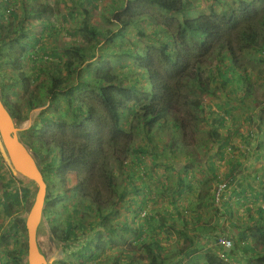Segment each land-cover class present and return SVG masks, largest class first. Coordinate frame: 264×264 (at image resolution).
Segmentation results:
<instances>
[{"label": "trees", "instance_id": "obj_1", "mask_svg": "<svg viewBox=\"0 0 264 264\" xmlns=\"http://www.w3.org/2000/svg\"><path fill=\"white\" fill-rule=\"evenodd\" d=\"M84 1L90 5L93 4L90 0ZM139 1L155 6L166 14L182 16L181 20L174 25L173 31L168 32V35L166 34L168 40L161 44L160 54L162 55V63H164L167 71V78L152 67L149 55L143 56L135 52L129 53L135 59H140L142 64H145L142 69L143 72L139 75V80L145 81L146 84L144 85H141L139 80L124 84V77L114 74L112 66L109 65L110 63L100 62L98 64L96 62L98 68L95 71H90L86 77H83V72H78L75 84L62 97V101L67 107L65 111L71 115L69 123L56 120L52 115L42 112V115H39L38 123L32 126V130L41 127L42 133L48 134L47 139L36 138L25 142L37 156V161L39 160L42 164L41 173L45 183L48 184L55 175L64 184H68L72 175L83 177L69 189L74 191L73 196H78L81 201L78 204H75V202L70 204V209L66 210V217L61 219L63 227H59V234H55L56 239L62 244L64 253L67 250L70 251L73 255L72 257L78 258L81 264H125V259L127 264H140L131 255L115 256L108 254L115 247L116 242L119 240L125 242L123 239L125 231L131 235L130 243H127L128 246L130 245L131 248L137 247L138 249L143 248L142 251L150 257L147 263L144 264H165L166 261L160 252L163 247L157 237L159 233L156 232V227L158 226V230L163 229L166 218L163 217L162 213H159L160 208L153 211L157 214L155 217L147 216L145 219L140 220L138 216L139 210H141L139 207L144 206L148 199L145 193L148 188L142 184L143 177L147 178L144 157H153L151 158V161L153 160L151 163L154 162L156 164L158 157H167L170 151L177 155L176 150L179 147L187 148L186 146L189 144L184 143L183 124L177 122H173V125L167 127L169 140L157 152L151 151L148 147H133L131 143L133 142L134 131L138 133V128L139 126L141 128V125L147 127L148 130L160 129L169 124L170 114L171 117L175 118V108L180 100V89L175 88L171 84L170 77L177 76L175 84H179L181 78L185 76L184 74L190 67L197 69L194 74L190 75V79L194 83L193 87L195 86L197 90L204 91L209 95H215L211 89H203L206 84L200 79L201 57L216 55L215 59L218 63L216 73L220 78L215 79L212 76L210 78L211 82L221 87L228 84L240 85L239 88L249 94H251L249 90L252 88L251 76L247 72L246 66L238 63V57L241 58L244 53L246 55L252 52L255 53L256 59L254 60L257 62L259 74L262 73L261 68L264 65V0H236L238 1L236 7L226 6L217 17L205 14L192 16L191 0H124L119 13L113 15L112 21L116 29L124 31L128 27L137 25L138 19L142 15L132 12L135 10V4ZM3 6L6 9L8 8L5 3ZM49 11V6L47 5L40 6L39 11H37V5H33L30 9L24 10L25 17L23 20L25 21L29 17L42 19ZM84 12L87 16L81 20L83 32L96 42L100 41V38L105 41L107 36L102 35L94 25L89 23L87 19L89 11L85 9ZM9 14L11 18L16 17L11 11ZM1 16L3 15L1 14ZM19 27V33L17 34L16 30L2 33L4 26H0V91L3 101L8 106L16 122H21L23 119L19 117L18 112L15 110L16 103L12 100H7V92L16 94L15 85H17V80L12 77H5L3 66L10 65L13 70L20 71L24 60L28 59L33 62V60H36L34 57L35 53L46 50L44 46H41L42 38L33 37L30 45L22 42V38H26L25 27L24 25ZM47 28L50 29L48 30L49 32H52L53 27L50 23ZM46 29H43V31H47ZM113 30L110 29L109 33L112 34ZM164 31H168V28L165 25L159 26L158 31H155L154 35L162 34ZM13 44L18 47L15 55H12ZM5 46L9 47L7 53L2 52ZM28 52L32 53V55H29ZM41 58L48 59V57L44 56ZM224 60H227L226 64H224ZM90 64L85 65V69L92 66ZM32 68L33 72L34 69H37L34 62L32 63ZM42 73V69L39 70V73L34 72L33 82H37ZM212 74L213 71H211L210 75ZM20 75L18 81L21 82L19 83L23 84L27 80L29 82L30 74L24 72V74L20 73ZM129 79V77L126 78V80ZM64 80L66 79L60 76L49 75L45 82H41L36 87L35 92L29 93L25 108L34 109L39 107L47 98L49 100L48 107L50 105L53 106L58 99L59 93H56V91H59L61 85L65 84ZM77 92L78 94L74 95ZM83 92H87L86 98L90 97L98 103L96 107L90 104L84 105L83 99H81ZM129 104H132L131 108L128 107ZM191 105L198 109H203L199 102H192ZM256 109L257 107H255L254 112L257 115L264 112L263 109L258 108V111ZM127 114L131 115L137 122L132 132H127L124 129L123 123L127 118ZM212 116L213 126L210 130V136L214 139V149H216L217 144L219 146L217 145V150L214 153L211 152L209 147L205 148L210 160L211 158H219L218 161L221 160L225 164L227 163L230 165V170H233L231 169L232 162L239 154L242 155V163L247 160L253 163L261 159L260 155L263 150L258 142V131L262 130L264 132V125H262L264 122L262 120L259 124L257 123L256 129L258 131L248 127L247 134L241 132L240 136H242L244 141L243 146L239 147L232 143L230 137H220L218 130H216V127H225V117L220 114L215 117L214 113H211ZM119 142H123L121 149H115ZM173 144L176 145L174 149L172 148ZM109 148H112L111 153L107 152ZM114 149L120 150V153H114ZM121 153H123V157L119 155ZM192 154L193 152L191 151L190 155ZM47 155L49 156L48 159L46 158ZM163 160H167L165 162L168 164L169 158H164ZM0 161H2L1 157ZM111 162L118 166V172H121L125 179V188L121 189V191L116 182L117 175L115 172L117 170H113ZM158 162L159 164H164L160 161ZM210 163L212 164V162ZM138 166L142 168V174L136 173ZM94 173L99 174L103 179V184L109 194L115 198L114 201H112V198L104 200L101 192L90 193L89 188L92 181H94ZM212 176L214 180L211 179L210 181L213 180L214 184H216L212 196V203H215V192L218 185L226 184L224 194L234 179L229 178L228 183H226L221 179L222 176L220 174L214 173ZM255 180V188H253L251 196L245 195L244 198L241 197V203L246 205L247 201L251 202L252 200L255 202L261 197L263 206L260 205L254 213L257 212V215L262 219L264 218V187L258 177ZM256 187H261L262 193L255 196ZM21 191V197L17 194L14 197L15 202H12L11 205L4 203L9 199V197L5 196L3 204L7 205L6 209L8 212L15 210V205L20 207L22 203L28 202L31 191L25 187L21 188ZM59 194L61 195L59 196ZM59 194L57 195L59 198L58 202H60L61 196H67L64 192ZM128 195L130 196L127 202L136 207L133 211L134 216L129 217V219L125 214H120L122 210L121 202ZM48 196L51 198V194ZM167 196L164 197L167 198ZM58 198L51 199V201H57ZM153 200L154 198H152L151 202ZM111 202L112 205H109ZM48 203L46 195L43 211H45V206ZM128 203L126 205L123 203V209L128 207ZM105 205H109V207L106 208L104 207ZM248 208L246 207L245 212H248L247 215H251L252 212L250 213ZM47 213H49V216L47 215L49 218L53 217L51 219L53 222H57V220L59 222L60 218H55L54 212L47 209ZM142 213L143 216H146L144 211ZM141 214L140 216L143 217ZM119 215H122L124 223L118 220ZM16 225L15 247L7 252V256L10 258L11 264H24L27 244L25 242V244L23 243L20 246L18 237L22 233L26 235V230L23 220L18 219ZM122 225L128 230L123 228ZM255 231L258 235L253 239V243L246 247L245 252L252 251L254 246L264 247V228H255ZM219 237H226L233 243L232 237L224 236L223 234L216 236L213 239L214 249L207 251L203 256L205 264H232L228 261V257L222 258L219 256L220 249L215 244L216 239ZM192 248V245L183 243L177 246L176 255H184ZM224 255L228 256L230 254L229 252H224ZM247 260L253 264H263L264 256L248 258Z\"/></svg>", "mask_w": 264, "mask_h": 264}, {"label": "rangeland", "instance_id": "obj_2", "mask_svg": "<svg viewBox=\"0 0 264 264\" xmlns=\"http://www.w3.org/2000/svg\"><path fill=\"white\" fill-rule=\"evenodd\" d=\"M90 1L93 2L92 5L87 4L84 0H0V26H4L2 33H7L8 31L14 32V30H16L18 34L20 28L19 26L24 25L26 38H22L21 41L30 45L32 43L33 37L42 38L41 46H44L46 48V50L34 54L36 60H33V62L37 67L36 70L34 69V72L39 73V70H43V73L41 74V77L37 82H33L32 80L34 74L32 70L33 62H30L28 59L22 62L23 65L21 66L20 71L13 70L10 65L3 66L4 76L12 77L17 80V85H15L16 94H10V92L8 91L7 100H12L16 103L15 110L18 112L19 117L23 119L21 122H16V127L17 129H19L18 136L24 143L36 138L47 139L48 134L42 133L41 127L32 130V126L35 123H38L39 115L41 116L42 112H45L47 115H52L56 120H61L65 123H69L71 115L67 114V112L65 111V108L67 107L62 101V97L65 95V92H68L71 89L72 85L75 84L78 72H83V77H86V75L89 74L90 71H95L98 68L97 65L100 62L110 63L109 65L112 66L113 73L119 75L120 77H124V84L133 83L134 81L139 80V75L143 72L142 69L145 66L144 63L142 64L140 59H135L129 54L130 52H135L143 56L149 55L152 61L150 62L152 63V67H154L157 71H159V73L163 74L167 78V71L165 69L164 63H162V55L160 54L161 44L168 40L166 34L168 35V32L173 31L174 25H176V23L181 20L182 16L166 14L163 11L157 9L155 6L147 5L139 1L137 4L133 3L135 4V10L132 12L137 15H142L138 19L137 25L128 27L124 31H119L115 28V24L112 19L114 14L119 13V10L121 9L120 7H122L124 0ZM191 1L192 16L205 14L217 17L222 13V10L225 9L226 6L236 7L238 4V1L236 0ZM4 3L8 5L7 9L6 7L4 8ZM33 5H37V11L40 10V6L47 5L49 6L50 11L45 14L43 16L44 18L42 17V19L29 17L24 21V10L30 9ZM8 9H10V11L14 13L16 17L11 18L10 14L7 12ZM85 9L89 11L87 18L89 23L91 25H94L102 35L104 34L107 36V39L105 41L101 40L100 38V41L96 42L83 32L81 28V20L85 16H87L84 12ZM1 14L3 16H1ZM49 23L53 27V30H51L52 32L48 31L50 29H46ZM162 25H165L166 28H168V31H164L162 34L159 33V35H154V32L158 31V27ZM43 29H46L47 31H43ZM110 29H115L113 30L114 32L112 34L109 33ZM17 48V45L13 44L12 55H15ZM8 49L9 47L5 46L2 52L7 53ZM123 52H125V54H123ZM28 53L29 55H32V53ZM43 56L48 57V59H42L41 57ZM215 58L216 55L214 54L208 57H201V65L199 68V72L201 74L200 79L204 84H206V86H203V89H211L212 91H214L215 95H209L204 91L197 90L195 86L193 87L194 83L193 80L190 79V75L196 72V68H188V70L184 74L185 76L181 78L179 84H175L177 76L170 77L171 84L175 88L180 89V100L175 108V118L171 117L170 114L169 124L160 129L154 128L153 130H148V128L143 127V125H141V128L139 126L138 133L134 131L133 134L134 138L133 142L131 143L133 144V147H148V149H151V151H159V149L163 147V145H165L169 140L167 127L173 125V122H177L179 124H183L184 143L191 146L189 151L193 152V162L194 164H196L198 160L200 161L202 159H205V156L209 155L207 154V149H205L203 145H206L208 147L212 144L213 147L214 139L210 136V130L213 126V116L211 117V113H214L215 117L218 114L224 116L225 127L228 126L229 128L236 126L240 128V131L242 130L244 132L248 127L252 128L253 130H257L256 127L261 122V120L264 122V112L260 115H257L254 112L255 107H257L256 111H258V108L263 109L264 111V65L261 68L262 73L259 74V69L257 70V62H255L254 60L256 59L255 53L252 52L249 55H246V53H244L241 58L238 57V63L246 66L247 72L251 76L250 78L252 81V88L251 90H249L251 93L249 94L241 90L239 88L240 85L236 86L234 84H228L224 87H221L214 82H211L210 78L212 76H214L215 79L220 78V76L216 73L218 63ZM223 62L224 64H226L227 60H224ZM88 64L92 66H90L88 69H85V65ZM211 71H213L212 75H210ZM24 72L30 74V78L29 82L27 80L25 83L21 84L19 83L21 81H18V79H20V73L24 74ZM49 75L60 76L61 78L66 79L64 80L65 84H62L59 88V91H56V93H59L56 103L53 106L50 105L48 107L49 100L47 98L45 102L39 107H36L34 109L25 108V103L29 93L35 92L36 87L40 85L41 82H45L47 78H49ZM127 77H129L130 79L126 80ZM139 82L141 83V85L146 84L145 81L142 82L141 80H139ZM77 94L78 92L74 95ZM81 97V99H83L84 105L90 104L96 107V105L98 104L90 97L86 98L87 92H83ZM192 102L201 103L203 109L201 110L192 106ZM56 106H58V108H56ZM128 107L131 108L132 104H129ZM136 124L137 122L132 118V116L127 114V118L123 123L125 131L132 132ZM262 125H264V123ZM220 129L221 130H219V134L221 137L223 130L222 128ZM254 134L256 135L255 131ZM122 145L123 142H119L117 148L115 149H121ZM174 147H176L175 144H173L172 148L174 149ZM29 149L37 160V156L35 155V153L30 147ZM115 149L113 151L114 153H120V150ZM183 149L184 148L179 147L178 152L183 151ZM107 152L111 153L112 148L107 149ZM122 154L123 153L119 155L123 157ZM168 155L169 156L167 157H158V159L156 160V164L154 162L151 163L153 161H151V158L153 157H144V160L146 162L145 174H147V178L145 176L143 177L142 184H144V186L148 188V190L145 192L148 199L144 206L140 205L141 207H139V209H141L139 210L138 215L140 220L145 219L147 216L155 217L157 214H155L153 211H156L159 208V205L162 208L161 211L169 206L168 200L165 197L160 199L158 198L157 201L153 200L151 202L154 196V193H151V191L155 190V188L157 187L156 184L162 180L161 177H163V180L161 182L167 185V188L163 191V194H165L166 192L170 193V190H172L170 188V181L172 180L173 176H166L164 178L163 175L161 176L159 171V167L163 164H159L158 161L165 164V161L167 160H163L164 158H169L168 161L172 162L176 160L177 155L173 154L172 151H170V154ZM48 157L49 156L47 155L46 158L48 159ZM38 164L40 169L42 170L43 167L39 160ZM111 165L113 170H117L115 172V174L117 175L116 182L118 183V186L120 187L119 189L121 191V189L125 188V179L123 175H121V172H118V166L113 162H111ZM221 168V179L228 183L229 178H231L229 176H225V168H228V165L223 163L221 164ZM166 169L170 170V168ZM137 170L138 171H136V173L143 171L142 168H139V166ZM15 175L14 178L18 180L20 185H23V187L28 185V189L31 191V194L27 203H31V201L33 200L32 185L27 183H25L24 185V182L19 177H17V175ZM94 175V181H92L89 188L90 193L95 194V192L98 191L101 192L104 200L107 198H112V201H114L115 198L111 196L106 190V186L103 184V179L100 177V175L95 173ZM207 176L208 175H205L200 181L202 185L201 192L199 194L200 204L201 206H204V208L207 207L209 209L214 208L215 210H218L223 206L222 203L225 200L224 194H226L227 192H225L223 196L220 197L218 203H212L213 191L215 190L216 184L212 186V181L208 180V178H205ZM81 178L83 177L72 175L69 178L68 184H64L55 175L51 178L48 184L46 183V195L48 197L49 203L45 206V211H43V219L37 231V242L41 252L52 264H81L78 258L72 257L73 255L70 253V251L67 250L64 253L62 244L55 237V234L57 235L60 232L59 227H63V224H61V219L66 217V210L70 209V204L73 202H75V204H78L81 201L78 196H73L75 193L74 191L69 190L70 187L75 185ZM20 185L18 187L21 188ZM209 187H211L210 190ZM20 188L17 190V194L19 192H22ZM62 192L67 194V196H61V200L60 202H58L59 198L57 195ZM49 194H51V198L50 196H48ZM18 195H20V193ZM60 195L61 194H59V196ZM129 196L130 195L125 198L126 201L123 200L121 202L122 210L120 214H125L126 216H130L131 218L134 216L133 211L136 209V207L127 202ZM56 197L58 198L57 201L53 200L54 202H52L51 199H54ZM236 200L237 206H239V199ZM123 203L125 205L128 203V207L123 209ZM25 204L26 202L24 203V206ZM248 204H250V208H248ZM109 205H112V202ZM109 205H105L104 207L108 208ZM260 205L263 206V204H261V197L255 202L252 200L251 202L247 201V204L242 205L239 209H241L243 214H245L246 207L250 209L251 212H255L260 207ZM24 206L22 205L18 207V210L12 211L15 215L14 219L16 221L18 219L23 220V223L26 213ZM47 209L48 211L50 210L55 213V218H60L59 222L58 220L57 222H53L51 220L53 217H48L49 213H47ZM143 211L146 213V216L144 215L145 217L140 216ZM118 220L121 223H124L122 215H119ZM175 226H171L170 223L164 222L163 229H159L161 231L158 230V226L156 227V232L159 233L157 235L167 239V241L160 242L163 247L160 252L166 263H169L171 260L176 258L175 255L177 252L178 243ZM170 230H172L171 234L175 235L176 238L171 235L169 236V238L165 237V233L168 234ZM207 231L210 235L213 232L219 233V231L215 228H213L212 230L210 228H206L205 232ZM24 235L25 234L22 233L18 237L20 246L21 244H25L26 242V235ZM224 236L230 237V235L228 234ZM114 246L117 249V255H123L122 252L124 251L123 249L125 247L124 241L119 240ZM234 247L235 244L232 243V248ZM232 248L228 251L229 254L232 252ZM142 249L138 250V253H136L137 255H131V257L140 264L147 263L150 258L146 255V253H140L142 252ZM154 249L156 250L155 247ZM247 259L248 258L241 261L240 264H253L248 262ZM56 260H58V262Z\"/></svg>", "mask_w": 264, "mask_h": 264}, {"label": "crops", "instance_id": "obj_3", "mask_svg": "<svg viewBox=\"0 0 264 264\" xmlns=\"http://www.w3.org/2000/svg\"><path fill=\"white\" fill-rule=\"evenodd\" d=\"M216 130L220 132L219 130L221 129L220 127H216ZM222 130V137H230L233 144H236L239 147L243 146L244 140H242V136H240V128L236 126L228 128V126H226L222 127ZM258 134L259 145L264 151V132L260 130L258 131ZM217 145L219 146V144ZM217 145L216 149H214V144L213 147L212 144L211 146H208L212 153L217 150ZM186 147L187 148H184L181 152L176 150V154H178L175 161H168V164L165 162V164L159 167L160 174L161 176L163 175L164 178L166 176H173L172 180L170 181V188L172 189L170 190V193L166 192L163 194V191L167 188V185L161 182L163 177H161L162 180L156 184L157 187L155 190L152 191V193H154V200L168 195L167 198L170 204L161 213L163 217L166 218L165 222L167 221L171 225H176L175 229L177 233L178 246L182 245L183 243H187L193 247L192 249H189V252H186L184 255H175V259L171 260L169 263L165 262V264H205L203 256L207 251L214 249L213 238L220 235L219 233L223 235L228 234L233 238L235 247L230 255L227 256L229 262L233 264H240V262L246 258H259L264 256V247L261 246H254L252 247V251L245 252L246 247L251 245V243L254 241L253 239H255V237L258 235L255 231V228H264V218L260 219L261 217L257 215V212L251 213L250 211L251 215H247L248 212L243 214L242 210L239 209L242 206L241 197L244 198L245 195L249 196L252 194L253 188H255L254 184L256 182V177L260 179V182L264 187L263 151L260 155L261 159H258L260 163L258 160L253 163L250 160L242 163L241 154H239L238 157L233 160L231 167L233 170H230V165L226 163L228 168H225V176L228 175L234 180L229 189L226 191L227 193L225 194V200L222 203L223 206L218 209V211L214 208L209 209L207 207L204 208V206H201L199 194L201 192L202 185L200 181L205 175H208L205 177L208 178V180H214L212 175H214V173H217L218 175L221 174V164L225 162H222L221 160L218 161L219 158H211L210 160V156H205V159L200 161L198 160L196 164H194V158L192 157L193 155H190L191 151H189L191 146L188 145ZM203 147L207 148L206 145H203ZM210 162H212L213 165ZM166 168H170V170H167ZM138 174L142 173L140 172ZM214 183L215 182L213 181L211 185L213 186ZM19 185L20 184L18 180L14 178V175L11 173V171L2 161H0V264H11L10 258L7 256V252L11 251L15 247L16 238L14 237L16 236L17 225L16 220L14 219L15 215L13 212H8L6 206L11 205L12 202H15L14 197L17 195V190L20 188L18 187ZM259 185L261 186L260 183ZM20 186L21 188H24L22 185ZM26 186L27 187L25 188L28 189V185ZM210 189L211 187H209V190ZM255 192V196L261 194V187H256ZM5 196L9 197V199L6 201ZM236 199H239V206H237ZM3 202L7 205L3 204ZM22 205L24 206V203H22ZM248 207H250V205H248ZM159 208V211H161L162 208L160 205ZM14 209L18 210V207L15 205ZM129 217L130 216H128V219ZM122 226L128 230V228H126L124 225ZM206 228H210L211 230L215 228L219 231V233L213 232L210 235L208 231L205 232ZM171 233L172 230H170L168 234L165 233V237L169 238L171 235L176 238V236ZM157 237L160 239V242L167 241L166 238H162L158 235ZM123 239L125 240L124 243L126 244L122 254L137 255L136 253H138L139 249L137 247L131 248V246H128L127 244L130 243L131 239L129 232L125 231V234H123ZM140 253L144 254L143 251ZM108 254L116 256L117 249L115 247L112 248ZM125 264H127L126 259Z\"/></svg>", "mask_w": 264, "mask_h": 264}, {"label": "water", "instance_id": "obj_4", "mask_svg": "<svg viewBox=\"0 0 264 264\" xmlns=\"http://www.w3.org/2000/svg\"><path fill=\"white\" fill-rule=\"evenodd\" d=\"M16 121L0 93V157L7 168L33 187V200L25 204L24 227L26 230V255L24 264H49L40 251L37 231L43 219L46 197L44 181L38 161L29 147L18 136ZM16 176V175H15Z\"/></svg>", "mask_w": 264, "mask_h": 264}, {"label": "built area", "instance_id": "obj_5", "mask_svg": "<svg viewBox=\"0 0 264 264\" xmlns=\"http://www.w3.org/2000/svg\"><path fill=\"white\" fill-rule=\"evenodd\" d=\"M7 12L9 13L10 9H8ZM253 136H254V134H253ZM225 188H226V184L225 183H222V184L218 185V187L216 189V192H215V202L216 203L219 202V199L223 195V192L225 191ZM20 190H21V188H20ZM19 196L21 197V193H20ZM215 244L220 249V251H219L220 255L219 256L222 257V258H226L227 255H224V252L227 253L232 248L231 240L227 239L226 237H219V238L216 239V243Z\"/></svg>", "mask_w": 264, "mask_h": 264}, {"label": "clouds", "instance_id": "obj_6", "mask_svg": "<svg viewBox=\"0 0 264 264\" xmlns=\"http://www.w3.org/2000/svg\"><path fill=\"white\" fill-rule=\"evenodd\" d=\"M247 130H248V128L246 129V131L244 132V131H242L241 130V132L243 133L244 132V134H247ZM2 159V158H1ZM24 185H25V182H24ZM23 186V185H22ZM25 187H27V186H25ZM25 207V206H24Z\"/></svg>", "mask_w": 264, "mask_h": 264}, {"label": "bare ground", "instance_id": "obj_7", "mask_svg": "<svg viewBox=\"0 0 264 264\" xmlns=\"http://www.w3.org/2000/svg\"><path fill=\"white\" fill-rule=\"evenodd\" d=\"M16 175H17V177H19L20 179L22 178V176H20L19 174L16 173ZM46 260H47V259H46Z\"/></svg>", "mask_w": 264, "mask_h": 264}, {"label": "flooded vegetation", "instance_id": "obj_8", "mask_svg": "<svg viewBox=\"0 0 264 264\" xmlns=\"http://www.w3.org/2000/svg\"><path fill=\"white\" fill-rule=\"evenodd\" d=\"M40 249V248H39ZM58 262V260H56ZM49 264H52L51 262H49Z\"/></svg>", "mask_w": 264, "mask_h": 264}]
</instances>
